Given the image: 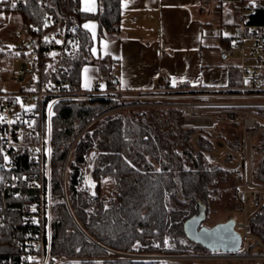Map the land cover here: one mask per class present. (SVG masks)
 Here are the masks:
<instances>
[{"label": "trees", "instance_id": "trees-1", "mask_svg": "<svg viewBox=\"0 0 264 264\" xmlns=\"http://www.w3.org/2000/svg\"><path fill=\"white\" fill-rule=\"evenodd\" d=\"M239 1L238 7L235 3L233 6L239 12L249 10L246 23L264 26V4L260 3L261 0ZM98 4V10L92 13L81 9V0H5L0 3V12L18 16L23 33L31 39L30 45H24L26 48L37 41L44 43V47L33 50L34 59L27 67V72L37 73V80L31 79L19 91L31 93L30 99L35 102L30 109L19 112L20 124L29 123L31 129L36 128L46 134L48 108L56 96L46 95L40 101L38 93L42 86L58 87L60 92L68 88L71 94L81 91L83 68L89 63L98 66L100 78L107 84L106 94L90 95L85 99H61L52 107L53 252L82 258L77 264H97L96 259L109 257L108 249L147 254L210 252L189 240L184 225L197 213L198 204L204 205L209 214L212 202L224 191L223 184H230L238 209L242 210V203L237 197L241 188V174L222 168L206 154L218 148L219 140L230 149L239 150L241 134L238 130L241 126L235 122L232 128L214 136L201 128L181 126L178 118L184 110L172 107L130 115H105L93 125V129H89L93 120L121 104L116 98L118 94L110 92L117 89L114 72L116 60L110 56H94L96 40L85 23L90 20L97 22L99 41L120 39L122 0H98ZM250 9H254V12H250ZM53 16L55 20H52ZM65 21L74 31L73 47L71 50L58 49L61 61L54 68L55 52L47 38L53 36ZM259 32L264 33L262 29ZM20 35L17 32L15 38ZM242 73L241 68L230 69V87L242 85ZM157 86L191 88L188 84L174 85L165 76L158 80ZM7 97L14 100L18 109V97ZM259 111L264 114V109ZM257 129L260 132L253 142L257 159H254L255 178L264 183L262 122H257ZM2 132L4 127L0 123V203L3 182L7 177L2 166L6 160ZM216 138L219 139L217 142ZM93 151L97 152L92 172L98 183L96 194L83 187L85 166ZM234 158L227 153L224 160L232 161ZM17 161L28 164L27 156ZM104 180H111L115 184L116 193L111 198L100 193ZM27 200L26 195L14 196L10 193L8 196L10 213L8 226L3 233L6 242L10 243L22 227ZM250 226L253 234L264 244V203L251 217ZM6 258L17 260L18 256ZM100 264L159 263L104 260Z\"/></svg>", "mask_w": 264, "mask_h": 264}, {"label": "built area", "instance_id": "built-area-1", "mask_svg": "<svg viewBox=\"0 0 264 264\" xmlns=\"http://www.w3.org/2000/svg\"><path fill=\"white\" fill-rule=\"evenodd\" d=\"M249 10L242 12L243 18L246 19ZM254 12V9H250ZM55 20V16L52 17ZM242 29L249 31V37L253 39V45L250 50L252 55H261L264 53V26L249 25L246 22L242 24ZM22 29L20 33H23ZM73 29L65 21L63 26L51 37L47 38L49 45L57 52L60 47L71 50L73 47ZM248 37V35H245ZM242 37L239 44L243 55L247 53ZM59 41V43L57 42ZM44 47L42 41H37L32 47H20L17 49V59L21 58L23 63V72H27L26 64L30 62L27 51L30 49ZM233 53L232 49L227 51L228 55ZM236 90L241 93H234L227 96H194L189 105L194 107L195 113H200L202 103L194 99H225L240 98L244 99H261L264 100V61L253 65V71L245 68L242 73V85ZM46 95H55L56 99L48 108V130L46 134L40 133L36 128L31 129V124H20L21 107L14 104L11 97L0 94V123L4 127L2 132V141L4 143V152L6 160L2 165L7 173L3 182L2 202L0 203V264H76L82 261L81 258H72L65 255H58L53 252V218L55 200L52 195V135H51V115L52 107L56 101L61 99H85L90 95L83 92L71 94L68 88L60 92L58 87H49L44 84L38 93V99ZM211 95V94H209ZM32 97L31 93H25V98ZM186 97V96H183ZM19 100V99H18ZM234 103V102H233ZM204 105V104H203ZM202 105V106H203ZM237 109H228V118L232 121L238 119L242 128L241 144L239 150L230 148L218 150L213 153H206L208 158L218 163L222 168L241 174V188L238 191V200L242 203L243 222L236 221V230L242 236V245L237 252L210 251L199 254H162L156 253L149 257H136L125 254L119 260L123 261H153L159 264H203V262L222 261L218 264H264V244L253 234L250 220L253 214L259 210L264 203V183L255 178L253 137L259 130L257 129L256 120H264V116L259 112L264 109V101L249 103L248 101L239 104H228ZM255 106V112L249 111V107ZM239 107V108H238ZM254 110V109H253ZM240 112V113H239ZM187 114V113H186ZM202 119L205 123L194 124L186 123V119ZM183 127L209 128L215 126V120L210 115L184 116L182 118ZM197 136V135H196ZM194 136V139L196 138ZM231 153L235 158L232 161H221L218 155ZM27 156L28 164L25 165L17 160L20 157ZM66 167L64 169V174ZM65 176V175H64ZM65 181V179H64ZM12 193L14 196L26 195L28 200L25 202L22 227L17 231V236L12 241L6 242L4 231L8 226V214L10 206L8 205V196ZM65 202L68 204L65 193ZM252 203L253 211H248V203ZM26 230V231H25ZM248 238H254L256 243L245 249V241ZM257 247V249H255ZM18 256L17 260L10 257ZM135 258V260H134ZM86 260V259H84Z\"/></svg>", "mask_w": 264, "mask_h": 264}, {"label": "crops", "instance_id": "crops-1", "mask_svg": "<svg viewBox=\"0 0 264 264\" xmlns=\"http://www.w3.org/2000/svg\"><path fill=\"white\" fill-rule=\"evenodd\" d=\"M239 2L122 0L121 35L120 39L113 40H97V22L87 21L85 27L96 40L94 56H110L116 60L114 72L117 89L110 92L122 98L128 97L130 93H150L164 88L158 87L157 82L165 76L174 85L188 84L191 90L208 91L207 96L234 94L229 92L236 90V87L229 85L230 69L241 68L243 71L248 68L253 71V65L264 61V53H251L253 39L249 37L248 30L242 29V24L246 22L243 11L239 12L233 6L235 3L238 7ZM98 7V0H81L83 11L94 13ZM15 15L0 12V92L6 96L14 93L4 88L2 61L7 54L12 53L7 42L14 39L17 33L6 34V31L15 25L20 27ZM244 36V45L246 41L252 43L245 55L239 47ZM20 47L25 46L16 47V57ZM229 49L233 50L231 55L227 54ZM32 59L34 56L30 62ZM82 79L83 89L80 92L94 96L108 92L107 84L101 80L95 63L85 65ZM221 145L216 149L229 148L225 144ZM223 155L225 159L226 154L218 156L220 158Z\"/></svg>", "mask_w": 264, "mask_h": 264}, {"label": "rangeland", "instance_id": "rangeland-1", "mask_svg": "<svg viewBox=\"0 0 264 264\" xmlns=\"http://www.w3.org/2000/svg\"><path fill=\"white\" fill-rule=\"evenodd\" d=\"M261 4H264V0L260 1ZM16 19L18 20V16L15 15ZM18 20V24H19ZM19 25H15L14 27H11L6 31L7 33L10 32H18L19 31ZM14 31H13V30ZM8 47L12 51V53L7 54L3 58V82H4V88L6 91L9 93H14L13 95H16L18 99L20 100V107L22 109H30L32 106H34V101L32 99H26L24 93H20V88L23 85L28 84V82L31 79H34L35 81L37 80V73H23L22 71V60L20 57H16V47L21 46V45H30L31 39L28 35L21 34L19 37L14 38L12 40H9ZM251 42L246 41L245 42V47L247 48V51L249 50V47L251 46ZM5 50V48H3ZM54 61L52 63V67H57L59 62L61 61V56L60 52H55L54 53ZM27 56L29 58H33L34 56V51L31 49L27 51ZM26 66L29 68L30 67V62L26 64ZM23 76V77H22ZM182 92V93H181ZM209 95V94H208ZM186 96V97H183ZM194 96H207L205 90L202 89H197V90H187L183 88H172V87H164L163 89L155 90L150 93H140V94H129L128 97L122 98V96L117 95V99L120 100V103L116 108L111 109L110 111L106 112L102 116L98 117L97 119L93 120L90 125L88 126L89 129H93L99 121V119L105 115H130V114H135L140 111H147L151 109H169L172 107H178L180 109L184 110V113L180 115L178 118L179 124H182V118L184 116H195V115H210L213 116L215 120V126L214 127H209V128H201L204 129L205 132L214 134V136L218 135L219 133H222L223 131H226L230 128H232V125L237 122L238 124L239 121L238 119H241L240 116H238V119L236 121H232L228 118V109L235 110L237 109L234 106H228V104H239L245 101H248L249 103H255V102H261L264 100L261 99H244L240 98L239 96L236 98H219V99H206L205 101L203 99H194L195 101H201L202 103L200 107V113L197 114L195 113L196 110L194 107L192 108L191 105H189V102L193 101ZM193 97V98H192ZM234 102V103H233ZM239 108V107H238ZM255 106L249 107L248 110L255 112ZM254 109V110H253ZM187 113V114H186ZM240 113V112H239ZM261 115L264 116L263 113L259 112ZM262 122L264 125V120H256V122ZM203 122V121H202ZM205 123V122H203ZM93 126V127H92ZM196 128V127H195ZM238 132L241 134L242 133V128L240 127ZM259 132H256V134L253 137V142L255 141V137L259 135ZM204 134V133H203ZM217 139V138H216ZM215 139V140H216ZM219 139L216 140V142ZM260 140V139H259ZM219 142H221L219 140ZM217 142V143H219ZM223 144V143H221ZM219 143L218 147H221ZM253 144V143H252ZM97 157V152L93 151L89 157L88 163L85 166V180L83 183L84 188H89L92 194L98 193V183L97 181L93 178L92 172L94 169L95 165V160ZM256 155L254 154V159ZM224 155L220 156V160L223 161ZM257 160V159H255ZM65 169V167H64ZM65 177V176H64ZM224 191L221 193V195L212 202L211 204V210L209 214H207L206 220L203 222V225L212 227L215 226L218 223L226 222L229 220L230 217H233L238 223L243 222V210L238 209V205L236 202V199L234 197L233 190L230 188V184L222 185ZM101 195L105 196L106 198H111L115 195L116 193V187L115 184L111 180H104L102 182L101 186ZM248 211H253L254 208L252 207V203H248ZM256 243V240L254 238H248L245 241V249H248L250 245H254ZM257 249V247H255ZM109 251V257L106 259L104 258H99L96 259L97 264H100L104 260H114V261H123L119 260L124 257L125 254H130L136 257V260L141 257H149L152 254L156 253H125V252H117L111 249H108ZM163 254V253H162ZM194 254H199V253H194ZM76 258V257H72ZM82 259V258H81ZM135 260V258H134ZM140 262V261H136ZM141 262H151V261H141ZM153 262V261H152ZM220 263H224L222 261H218ZM216 261L210 262H203V264H218ZM77 264V263H76Z\"/></svg>", "mask_w": 264, "mask_h": 264}, {"label": "water", "instance_id": "water-1", "mask_svg": "<svg viewBox=\"0 0 264 264\" xmlns=\"http://www.w3.org/2000/svg\"><path fill=\"white\" fill-rule=\"evenodd\" d=\"M206 217V207L198 204L197 213L187 220L184 225L185 233L189 240L200 244L209 251H239L242 245V236L236 230V220L230 219L208 227L203 225Z\"/></svg>", "mask_w": 264, "mask_h": 264}, {"label": "bare ground", "instance_id": "bare-ground-1", "mask_svg": "<svg viewBox=\"0 0 264 264\" xmlns=\"http://www.w3.org/2000/svg\"><path fill=\"white\" fill-rule=\"evenodd\" d=\"M185 122L186 123L200 124V123H202V119H196V118L190 119V118H188L185 120Z\"/></svg>", "mask_w": 264, "mask_h": 264}, {"label": "snow or ice", "instance_id": "snow-or-ice-1", "mask_svg": "<svg viewBox=\"0 0 264 264\" xmlns=\"http://www.w3.org/2000/svg\"><path fill=\"white\" fill-rule=\"evenodd\" d=\"M3 2H5V0H0V3H3ZM13 7H15V5L13 4L12 5ZM87 27V26H86ZM58 43H59V41H57ZM85 71H87V70H85Z\"/></svg>", "mask_w": 264, "mask_h": 264}]
</instances>
